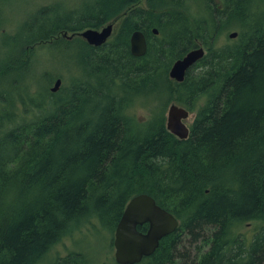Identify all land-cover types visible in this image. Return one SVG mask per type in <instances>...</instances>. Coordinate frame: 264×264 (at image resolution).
Segmentation results:
<instances>
[{"label":"trees","instance_id":"16d2710c","mask_svg":"<svg viewBox=\"0 0 264 264\" xmlns=\"http://www.w3.org/2000/svg\"><path fill=\"white\" fill-rule=\"evenodd\" d=\"M145 1H50L0 31V264H46L94 221L114 232L141 193L179 226L136 264H264V0ZM113 21L101 46L78 34ZM136 30L143 56L131 52ZM201 46L185 79H172L173 63ZM61 48H78L79 72L52 92L64 74L40 54ZM173 101L196 111L187 138L167 128ZM256 220L253 238L240 230Z\"/></svg>","mask_w":264,"mask_h":264},{"label":"water","instance_id":"95a60500","mask_svg":"<svg viewBox=\"0 0 264 264\" xmlns=\"http://www.w3.org/2000/svg\"><path fill=\"white\" fill-rule=\"evenodd\" d=\"M115 23L110 22L100 29L87 28L78 34L93 46L105 44L112 36ZM157 34L158 29L154 28ZM238 32L229 34L231 38L237 37ZM71 37V35L65 34ZM131 52L135 56H143L148 49L145 33L136 30L130 38ZM206 53L204 47L190 50L184 57L176 60L170 69V77L183 81L187 70L197 63ZM62 79L57 78L51 87L57 92L62 86ZM190 115L186 107L172 103L167 112V128L179 138H187L190 134L189 126L184 122ZM148 224L145 231L139 226ZM179 226L178 218L169 210L159 205L156 199L147 193L135 195L128 202L121 219L115 228L114 246L115 259L119 264H136L145 256L151 255L160 244L163 237L169 235Z\"/></svg>","mask_w":264,"mask_h":264},{"label":"rangeland","instance_id":"374dc122","mask_svg":"<svg viewBox=\"0 0 264 264\" xmlns=\"http://www.w3.org/2000/svg\"><path fill=\"white\" fill-rule=\"evenodd\" d=\"M50 1H62L66 5L65 7L70 9V7L74 8L79 6L81 0H6L8 6H4V8H6L5 16L7 20L3 19L4 24L1 23L2 29L0 28V31L3 33L9 31L13 32L16 30L20 21H22L28 13L35 11L40 4H48ZM145 3L146 1L143 0L142 4L144 6L146 5ZM228 38V33L222 34L218 38V44L228 42ZM40 55L41 57H45L46 61L51 59L56 60L55 63H49L51 64V67L58 66L59 69L62 70V73L64 74V77L63 75L61 76L63 78V86L68 85L71 80V75H74L75 77L78 75L79 69L77 68L76 61L79 62L81 58L78 48H61L54 52L44 50ZM53 85L54 83L51 87ZM172 103L184 107V105L176 101L170 102L166 108V116L168 108ZM195 113L196 111L190 110L189 117L184 120L189 127L194 120ZM138 114L142 118H148L150 112L146 108H140ZM260 226L261 222L256 220L243 224L240 230L246 233L248 237L253 238ZM114 237L115 231L112 232L107 228H103L97 221L85 224L81 230L63 237V239L50 250L46 257V264L54 262L59 256L62 257L70 254L76 255V253L81 254L84 261L87 259L89 264H118L115 260ZM189 239L190 238L188 237V242L184 245L186 249L193 251L196 242H189Z\"/></svg>","mask_w":264,"mask_h":264},{"label":"flooded vegetation","instance_id":"af4514ba","mask_svg":"<svg viewBox=\"0 0 264 264\" xmlns=\"http://www.w3.org/2000/svg\"><path fill=\"white\" fill-rule=\"evenodd\" d=\"M76 254H78V253H76ZM62 257H64V256H62ZM73 264H89V262H88V260L87 259H85V261H84V259L82 258V261H74L73 262Z\"/></svg>","mask_w":264,"mask_h":264}]
</instances>
